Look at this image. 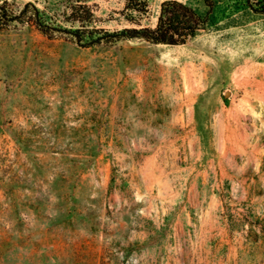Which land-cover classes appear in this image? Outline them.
I'll list each match as a JSON object with an SVG mask.
<instances>
[{
  "label": "rangeland",
  "instance_id": "rangeland-1",
  "mask_svg": "<svg viewBox=\"0 0 264 264\" xmlns=\"http://www.w3.org/2000/svg\"><path fill=\"white\" fill-rule=\"evenodd\" d=\"M163 1L88 3L115 30ZM181 1L179 45L0 27V264H264V0Z\"/></svg>",
  "mask_w": 264,
  "mask_h": 264
},
{
  "label": "trees",
  "instance_id": "trees-1",
  "mask_svg": "<svg viewBox=\"0 0 264 264\" xmlns=\"http://www.w3.org/2000/svg\"><path fill=\"white\" fill-rule=\"evenodd\" d=\"M64 13H48L36 4L27 2L15 9L10 0H0V27H14L30 23L52 38H65L79 46H110L117 42L141 39L154 44L179 45L194 38L207 16L200 15L191 5L181 0H165L161 4L156 26H132L110 30L98 25V16L88 0H67ZM207 15L214 0H206ZM127 9L137 14L148 11V0H126Z\"/></svg>",
  "mask_w": 264,
  "mask_h": 264
}]
</instances>
